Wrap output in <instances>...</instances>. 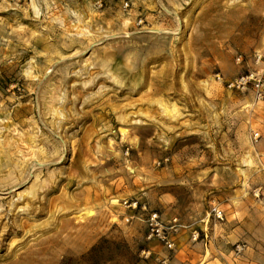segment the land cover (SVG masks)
<instances>
[{
  "label": "rangeland",
  "instance_id": "obj_1",
  "mask_svg": "<svg viewBox=\"0 0 264 264\" xmlns=\"http://www.w3.org/2000/svg\"><path fill=\"white\" fill-rule=\"evenodd\" d=\"M104 1L0 0V264H264V0Z\"/></svg>",
  "mask_w": 264,
  "mask_h": 264
},
{
  "label": "built area",
  "instance_id": "obj_2",
  "mask_svg": "<svg viewBox=\"0 0 264 264\" xmlns=\"http://www.w3.org/2000/svg\"><path fill=\"white\" fill-rule=\"evenodd\" d=\"M95 7L102 9L105 5L104 0H93ZM130 8V2H126L125 10ZM143 20L140 21V24ZM237 64L250 63L246 62L245 58L240 55L236 59ZM248 65V70L237 77L236 79L227 83V87L230 90L245 93L251 91L254 97V105H258L264 102V56L261 53H256L252 57L251 65ZM218 79L220 80L219 76ZM253 140L258 141L260 134L258 132H252ZM215 215L221 219L222 212L214 210ZM149 228L150 233L148 240L157 239L159 242L164 244L170 251L174 250L175 243L173 236L179 231L178 219L174 220L168 225L163 224L158 213L151 214L149 217ZM241 248L238 247V250ZM150 255V252L147 254ZM163 264H174L169 258H166Z\"/></svg>",
  "mask_w": 264,
  "mask_h": 264
},
{
  "label": "crops",
  "instance_id": "obj_3",
  "mask_svg": "<svg viewBox=\"0 0 264 264\" xmlns=\"http://www.w3.org/2000/svg\"><path fill=\"white\" fill-rule=\"evenodd\" d=\"M191 260H192V259L189 260L188 264L193 263Z\"/></svg>",
  "mask_w": 264,
  "mask_h": 264
},
{
  "label": "trees",
  "instance_id": "obj_4",
  "mask_svg": "<svg viewBox=\"0 0 264 264\" xmlns=\"http://www.w3.org/2000/svg\"><path fill=\"white\" fill-rule=\"evenodd\" d=\"M98 249V247H96L93 251H96Z\"/></svg>",
  "mask_w": 264,
  "mask_h": 264
},
{
  "label": "bare ground",
  "instance_id": "obj_5",
  "mask_svg": "<svg viewBox=\"0 0 264 264\" xmlns=\"http://www.w3.org/2000/svg\"><path fill=\"white\" fill-rule=\"evenodd\" d=\"M160 32H163L164 33V31H160ZM48 73H51V71H49Z\"/></svg>",
  "mask_w": 264,
  "mask_h": 264
}]
</instances>
